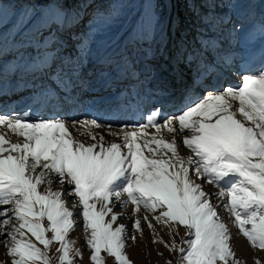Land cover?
Wrapping results in <instances>:
<instances>
[{"label": "snow or ice", "instance_id": "6c2138e0", "mask_svg": "<svg viewBox=\"0 0 264 264\" xmlns=\"http://www.w3.org/2000/svg\"><path fill=\"white\" fill-rule=\"evenodd\" d=\"M159 115L153 112L140 128H109L121 143L106 142L93 132L101 127L96 119L79 122L86 129H77L79 135L89 138L82 140L69 131L76 122L26 123L21 116L0 115V206H10L0 209V217L11 213L16 221L0 220V236L7 235L0 243L11 264H53L49 252L57 242L59 264H74L73 251L82 259L83 253L67 239L81 215L92 264H106L102 252L116 264H132L125 248L136 236L124 224L113 227L124 218L113 211L117 204L132 205L137 214L141 208L156 213L157 223L177 233L183 226L189 238L165 244L182 254V264H242L218 206L234 218L232 226L253 249L264 250V68L243 75L240 87L210 93L178 116L159 122ZM149 127L155 134L148 135ZM162 130L172 134L170 140ZM9 133L24 139L12 142ZM176 134L183 136L189 155L178 151ZM53 176L72 189L54 190ZM198 180L219 189L215 196L222 198L220 205L211 202ZM142 219L153 242L164 243L147 215L136 216V231L143 235ZM25 229L43 248L26 237ZM255 264L264 260L257 258Z\"/></svg>", "mask_w": 264, "mask_h": 264}, {"label": "rangeland", "instance_id": "374dc122", "mask_svg": "<svg viewBox=\"0 0 264 264\" xmlns=\"http://www.w3.org/2000/svg\"><path fill=\"white\" fill-rule=\"evenodd\" d=\"M48 1L54 2L56 4L62 3L63 5L67 6L70 12L69 15L67 17H63L57 10H54L52 7L48 10L47 8ZM78 1L79 0H16L17 4H19L22 7H20L15 12L14 10H12V8H10V4L8 2L0 3V28H1L0 29V64L4 66V64L8 63L7 65H9L10 69L18 68L19 64L22 65L23 68H28L29 67L28 65L35 64L36 66H40V68L42 67L45 72H49V76L52 77V79H54L55 81H57L56 76L62 75L61 71L69 72L72 74L80 71L79 67L81 65H83V67L85 68L83 74L86 73V70L91 71L93 65V68L98 66V69L100 68L103 69L105 67L104 70L107 71L106 72L104 71V75H107L110 72L112 73V75H115L116 71L115 70L112 71L113 65L114 67H118V68H121V66H123L122 69L119 71L125 72L126 69L130 68V64H128L127 61H130L133 64L136 63L137 59L140 57H150V56H154L157 59L158 57H156V53L158 52H156L155 46L158 45L161 42V40H164L165 46H167V48L161 51V55L159 57L164 59L168 57L169 55L168 53H170V55H172V56L169 55L171 59L173 58L178 59L173 54H176V52L178 53V51L182 53V50H184L186 52V54H183L185 60L187 61L190 59L189 57H191L193 61L190 62L191 63L190 66H186V62L184 60L183 65L185 66V70L187 71L186 73L196 76V73H193L194 72L193 67L198 61V59L200 58L199 63H204V65L209 66L207 64V60L208 61L211 60V62H213L215 58L212 59V57H215L216 54L213 53L212 54L213 56H211L210 55L211 53L209 51L208 59L204 58L203 54L201 55V53H199L198 50L197 52L193 51L194 49L196 50L198 46L197 43H201V41H203L202 44H206V43H210L211 41V42H215V44L219 46L224 45L222 46V48L225 49L224 41H226L227 44L228 38L240 36L239 32L235 33L236 27L238 28V29L236 28L238 31L239 28L242 31H246V30L249 31L250 28H252V23H251L252 21H250L249 19L240 20L242 24H240V22L235 24L230 20L232 17H235V15H237V13L232 11V7L235 4L234 3L235 0L234 1L233 0H162L159 14H161L162 18L165 19V26L160 31L158 30L156 32V36L154 38L149 39L145 32L146 29L144 28L141 20L142 19L141 16L143 14L142 7L141 8L135 7L133 8L132 12H125L123 10L121 13H117L114 12L113 10V5L111 2L112 0H83L86 4L81 12L82 14L79 15L78 13H74V11L77 12L78 10L76 6L78 4ZM35 2L38 3L37 4L38 6L35 7L36 9L33 10L30 9L33 7L32 5L35 4ZM242 2L243 5L245 6L242 7L243 12L245 14L247 9L249 8V10H251V13L252 12L253 14L257 13V15L258 16L260 15L261 19H263V15L260 12V10H263L264 8V0H242ZM174 12H176L175 15L176 17H178L176 18L175 26L172 25V21L174 20L172 14ZM221 20L223 21L221 22ZM228 20L231 21L230 22L231 24L229 25L225 24L222 28H219L220 22H221L220 25H222L223 22ZM149 27L151 28V25ZM132 30L133 31L135 30L134 32L135 34H133L134 40L132 41L131 39H129L130 41L129 44L125 46L127 48L126 51L127 53L121 54L120 51L123 45L120 44L122 41L125 40L126 36L129 35L128 33L132 32ZM175 30H178L177 33H175ZM257 32L258 31L255 27L254 34L255 35L258 34ZM173 43L175 45H172ZM171 45L173 46L174 49L173 54L170 52L172 50ZM236 45L237 44L233 43L231 46V50L233 49V54L237 50L235 49ZM126 48H123V51H125ZM167 50L168 52L165 53L164 51ZM229 50L230 48L225 49L226 54ZM231 50L230 52L232 53ZM216 51L218 52L219 49H217ZM237 51L239 52V50ZM74 53L79 55V57L83 56L84 54V58L82 59L78 58L76 57L77 56L76 55L75 56L76 59H75V57L72 56ZM204 54L207 53L204 52ZM65 55L72 58L71 59L65 58L64 57ZM60 56L62 57L60 61L57 62L59 59L58 57ZM73 57L75 59L74 61H73ZM107 57L111 59H106ZM7 59L13 61L14 63L8 62ZM171 59L168 60L170 61ZM242 59H244L243 56ZM48 60H54L58 64V66H52L51 68L50 67L51 64L50 65L48 64ZM107 60H111V61L105 62ZM123 60H126V65L124 64V62L122 63ZM143 60L146 59H141L139 60L138 63L134 65L135 69H132L131 71L133 76L140 75V70L142 69L141 68L142 65H139V63ZM216 60L217 59H215L214 62ZM3 61L6 62L3 63ZM15 62H17L18 64H16ZM172 62L174 63V65H172V63L168 61L166 62V65L164 64L165 67L164 71L166 74V71L170 69L169 75L166 74L167 76L170 77L168 79V83L171 81H175V83H177L179 79V75H175L174 73L178 71L177 67L179 66L176 64L174 60ZM72 63L76 65H72ZM10 65H13L14 67H10ZM24 65H26L27 67H24ZM237 65H239V63H237ZM57 67L62 70L61 71L56 70ZM40 68L34 69L37 70V72L35 73L33 72L32 74H30L33 79V80L30 79L31 87L33 81L35 82V80L39 78L38 76L40 74L39 72L43 70ZM6 69L7 68H5V70ZM195 69L197 68L195 67ZM181 71L184 70L181 68ZM9 72L6 74L10 75L11 73ZM24 74L26 75V73ZM43 74L45 75L44 72ZM4 75H5L4 72L0 70V77ZM11 78L12 79H10V81H13L12 83L16 84L17 78L15 77H11ZM145 78L148 77L145 76ZM210 78L211 75L207 78H204L205 80L203 79V82L207 81L208 83V81H210ZM188 79L191 78H185V80H182L181 83L188 81ZM41 80L42 78L40 79V81ZM201 83L202 82L199 81L195 83L194 86H191L192 92H198L199 87L202 86ZM22 85L21 87L25 88V86ZM27 87L29 86L27 85ZM26 88L24 91L20 92L23 94L21 95L22 97L18 98V101L21 100L22 102L23 99L29 100L30 98L29 96L32 94L31 92L32 90L31 88H27V89ZM34 89L36 90L45 89V93L42 95L40 94L37 96H33L29 100L31 104L37 103L38 100L36 99L41 98L45 96V94L47 95L49 93L48 92L49 90L44 82L42 84V87H37ZM85 90H86V84H85ZM176 92H177L176 95H173L168 99L169 101L174 100L173 101L174 105L178 104V102H180V99L182 98L181 93L178 94V90ZM188 94H190L188 97L189 99L190 96H192L193 94L190 92ZM100 96H101V92L99 93V97ZM98 98L95 99V101L99 104L100 98L99 99ZM183 101H185V99ZM27 108H29V106ZM52 179H53L54 190L72 189V186L67 185V183H65L64 187L60 186L57 183V178L55 176H53ZM198 182L201 184L203 189L204 187H206V184H208L206 180H198ZM44 187H45L44 185H41L40 190L43 191ZM65 199L72 200V197H66ZM220 202L219 205L221 204ZM6 208H0V209H6ZM124 209L125 208L119 206V208H116L113 211L122 212L125 211ZM128 209L129 212L126 217L128 216L129 217L124 218L125 220L119 219V221L117 222L124 224L126 226L129 235L136 236L135 242H132L131 240L127 241V245L125 248V251L129 259L132 261V264H166L167 261H171V264H182V260H181L182 254L178 250L175 252L170 251L168 247H165V244H171L172 240L175 239L176 243L179 245L182 239H188L189 237L186 235V229L183 226H179L177 233L176 229L166 227L160 223H157L154 219L156 213L148 212L147 210L141 208L140 213L137 214L134 213L132 205H129ZM217 212L221 215L222 219H224L227 223H229L230 231L236 233L237 237L236 239L235 238L232 239L231 245L234 251L236 252L237 257L242 261V264H246L245 262H247V259L250 258L248 254L249 251L247 253V250H249L250 248L252 251H264V250L253 249L250 246V243L247 241V239L243 237L241 234H239V230L234 226H232L231 221L234 218H231L228 212L222 206H218ZM137 215H139L141 218L144 215H147L149 219L152 220L157 235L163 239L164 243L153 242L154 236L152 230L148 228L147 222L143 221V219L141 220L143 235H141L139 232L136 231V229L133 227V222ZM5 218H11L13 224L16 223L15 217L12 216L11 213L10 216ZM3 219L0 218V220ZM75 220L77 226L74 228V230H72L69 233L67 239L72 240L74 242V250L75 249L80 250L83 253V258L81 259L80 257L76 256L75 251H73L72 255L74 257V264H92V261L90 259L92 255V251L86 245V236L82 227L84 223L82 215L79 217H75ZM47 223L48 222L45 219L44 221L45 226H47ZM10 228L11 225L9 226V229ZM25 233L27 238H31L33 242L37 243L38 247L43 248V245H40L38 241H35V237H32L31 233L27 232V229H25ZM46 235L48 237H51L52 233L48 232L46 233ZM6 239H7L6 234L4 236H0V241ZM236 242L237 244H235ZM183 246L187 248V245H183ZM248 246L249 248L247 249ZM58 247H59L58 242L53 243V245H51L49 256L52 258L53 264H59L58 258L60 256V253L57 251ZM6 253H7V249L5 244L0 243V262H3V264H11V258ZM101 255L105 256L106 264H116L114 257H107V254L103 252L101 253Z\"/></svg>", "mask_w": 264, "mask_h": 264}, {"label": "bare ground", "instance_id": "6f19581e", "mask_svg": "<svg viewBox=\"0 0 264 264\" xmlns=\"http://www.w3.org/2000/svg\"><path fill=\"white\" fill-rule=\"evenodd\" d=\"M234 3L235 4L232 7V11L237 13V15H235V17H232L230 20L232 22H234L235 24L240 22V20H242V19L243 20L249 19L250 21H252L251 22L252 28H250L249 31H247V30L242 31L240 28L238 31L237 30L238 28L236 27L237 29L235 28V33L239 32L240 36L228 38L227 44H226V41H224L225 42V49L230 48V50H231L232 44L233 43L237 44L235 46V49L239 50V52L237 50L235 51V49H234V51L237 52V53L234 52L235 55L233 54V49L231 50L232 53L229 50L226 54L225 49L222 48V46H224V45L219 46V45L215 44V42L210 41V43L202 44L203 41H201V43H197L198 46H197L196 50L194 49L193 51L197 52V50H198V52L201 53V55L203 54V57L207 58V59H208V52L209 51L211 53L210 54L211 56H213L212 55L213 53L214 54L216 53L215 57H212V59L215 58L217 60L215 62H214L215 59L213 60V62H211V60L210 61L207 60V64L209 66H206V65H204V63H199L200 62L199 61L200 58H199L198 61L196 62V64L194 65V67L192 66L194 69L193 73H196V76L191 75L189 73H186L187 71L185 70V66L183 65V62L185 60V57L183 56V54H186V52L184 50H182V53H180L178 51V53L176 52V54H173L174 49H173L172 45H175L174 43L171 45L172 50L170 52L178 59H175V58L171 59L169 57L170 53H168L169 54L168 57H166L164 59L159 57L161 55V51H163L165 48H167V46H165L164 40H161V42L155 46L156 52H158V53L155 52L156 57H158L157 59L154 56L140 57L137 59L136 63H138L139 60H141V59H146V60L141 61L139 63V65H143L144 63L146 64L148 62H152L153 68H151V67H149V68H150V70H152L151 73H153V77H151L149 81H154L155 76L160 75L159 71L164 70L163 67H164V64L166 65L167 61L171 62L172 65H174V63L172 62L174 60L176 62V64L179 66V67H177L178 71L176 72L177 75H179V79H178L177 83H175V81H171L168 83L167 81H165L166 79H168V77L166 78V76H164L163 79H162V77L157 78V81H159V82L154 87H158V89H160L158 92L163 90L162 91V95H163L162 99L159 98L160 96L156 95L157 93H155V92L151 93L152 90H151V88H149V85L144 84L142 82V80L140 81V79H141L140 77L133 76L131 71H132V69H135L134 65L136 63L132 64L130 61H127V63L130 64V68H129L130 70L126 69L125 72L119 71L122 69L123 66H121V68H118V67H114V65H113L112 71L113 70L116 71L115 75H112L111 72L107 75H104L105 67L103 69H101V68L98 69V66L93 68V65H92L91 71L86 70V73H84V74H83V72L85 71L84 70L85 68L83 67V65H81L79 67L80 71L72 73V74L69 72H63V71H61L62 69H59L57 67L56 70H59L62 72V75H61L62 77L56 76L57 81H55L54 79H52V77L49 76V72H45L42 67L40 68V66H36L35 64L28 65L29 66L28 68H23V66L19 64L18 68L10 69L9 65H7L8 64L7 63V64H4V66L0 64V70L2 72H4V74H5L4 76L0 77V82L2 83V84L0 83L1 84L0 85V101H3L0 103V115L21 116V117H23V120L26 123H31V122L39 121V120H52V119H63L64 121L69 122V123L70 122H76L75 127L70 128L69 131H71L74 136H78L82 140H87L89 138L87 136H80L79 135V132L77 131V129H79L81 132L86 131V129L81 128L79 122L84 121L86 119H89V120L90 119H96L97 122L99 124H101V127L100 128H93L92 129L93 132H95L98 136H101V135L104 136L106 142L121 143L122 142L121 137L112 136L109 133V128H111V130L115 131V132H119L121 129H131L133 127L140 128L147 123V118L153 112H155L157 110L160 113L158 120H159V122H163L164 120H166L168 118L182 114L189 107L194 106L196 103H198L202 99L206 98L207 95L210 93L216 94V93L221 92V91H223L229 87L238 88L242 85V76L243 75L255 73V72L259 71L261 68H264V8H263V10H260V12L263 15V19H261V16L260 15L258 16L257 13H254V14H253V12L251 13V10H249V8L247 9L246 14H245L243 12V8H242V7H245L243 5L242 0H235ZM174 10H175V8H174ZM260 12H259V14H260ZM175 13L176 12H174L172 14V17L174 19L172 21L173 26H175L176 18H178V17H176ZM242 13H244V14H242ZM178 14H179V12H178ZM39 19H42V18H39ZM222 21L223 20H221V22ZM231 21H229V20L225 21L222 23V25H220V23H221L220 22L219 28H222L225 24H227V25L231 24L230 23ZM169 23H170V21H169ZM240 24H242V23L240 22ZM255 27L258 31L257 32L258 34H256V35L254 34ZM178 30H175V33H177ZM134 32H135V30L134 31L132 30V32L128 33L129 35H127L125 40L121 42L120 45H123L122 49L120 51L121 54L127 53L126 52L127 48L125 46H127V44H129V42H130L129 39H131L132 41L134 40V38H133V34H135ZM260 41H261V43H260ZM206 42H208V41H206ZM123 48H126L125 51H123ZM217 49H219L218 52L216 51ZM164 52L167 53L168 50L164 51ZM204 52H206L207 54H204ZM196 54H198V53H196ZM76 55L77 54L74 53L72 56L75 57ZM170 56H172V55H170ZM242 56L244 57V59H242ZM61 57L62 56L58 57L59 59L57 62L60 61ZM64 57L69 58V59L72 58V57H69L66 55ZM74 57H73V61L76 59V57L82 59V58H84V54L81 57H79V55H77L75 57V59H74ZM189 58H190L189 60H187V61L185 60L186 66H190L191 65L190 62H193L192 58L191 57H189ZM85 59H86V56H85ZM106 59H111V58L107 57ZM168 59H171V60L169 61ZM7 60H8V62H13V61H10L9 59H7ZM126 60L122 61V63L124 62L125 65H126ZM39 61H41V60H39ZM110 61L111 60H107L105 62H110ZM5 62L6 61H3V63H5ZM19 62H21V61H19ZM43 62H46V61H43ZM15 63L18 64L17 62H15ZM237 63H239V65H237ZM48 64L49 65L51 64L50 65L51 68H52V66H58V64L54 60H48ZM72 65H76V64L72 63ZM10 67H14V66L10 65ZM24 67H27V66L24 65ZM195 67L197 69H195ZM5 68H7V69L5 70ZM36 68H38V69L40 68L43 70L41 72H39L40 73L38 75L39 78L37 77L38 79L36 78L37 80H35V82L33 81V84L31 87L30 83H31V80H33V79H32V76L30 74H32L33 72L34 73L37 72V70H34ZM181 68L184 71H181ZM186 69H187V67H186ZM188 69H189V67H188ZM127 70H128V72H127ZM9 71H11V72H9ZM99 71L102 74L100 78H102L103 80L106 79V80H108V82L101 81V82L97 83V85H95V86H93V85L96 83L91 84V85L87 86V88L85 90L84 89L85 77H86V79H88L92 74H96ZM8 72L11 74L10 75L6 74ZM23 72L26 73V75ZM43 72L45 73V75L43 74ZM11 75H13V76H11ZM189 75H190V77H189ZM210 75H211L210 81H208V83H207V81L203 82V79L205 77L206 78L209 77ZM10 76L17 78L16 85H14L12 83L13 81H10V79H12ZM41 78L43 81L42 80L40 81ZM185 78H191V79H188V81L181 83V81L185 80ZM3 79H4V81H3ZM23 80H24V82H23ZM116 80H117V82H116ZM199 81L202 82L201 83L202 86L199 87V90H198L199 93L198 92H192L191 86H194V84L199 82ZM43 82L45 83L46 87L48 88L49 93L47 95L45 94V96H43L41 98L36 99V100H38L37 103L31 104V102H29V100L33 96H37L40 94L42 95L45 93V89L44 90L34 89L37 87H42ZM103 83H110L113 85L116 83L114 85L113 89L117 88L118 84H119L121 87L120 89H122L121 92L123 94L121 99L120 100H114V101L109 99L111 96L117 95V90L116 91L115 90L109 91V92H106L105 94L102 95V92L100 91L101 89L99 88L100 87L99 84H103ZM129 83L133 84V86L130 87L128 85ZM164 83H166V84H164ZM22 84H24V85H22ZM21 85L25 86V88L28 85L29 87H27V88H31V90H32L31 92L34 93L33 95L29 96L30 98L28 97L29 100L23 99L22 102H21V100L18 101V98L22 97L21 95L23 94L20 92L25 90V88L21 87ZM173 85H175V86L173 88H171ZM177 85H179V86H177ZM108 86H109V88H112V85H108ZM175 89H178V94L181 93V95H182L180 102H178V104L174 105L173 104L174 100L164 101L165 99H168L170 94L172 92H174ZM100 92H101L100 97H103L104 95H105V97L103 98V101L98 104L95 101V99H97L99 97ZM189 92L192 93L193 95L190 96V98L188 99V97L190 95V94H188ZM148 95H149V97H148ZM118 98H119V96H118ZM184 99H185V101H183ZM156 101H158V102H156ZM28 106L31 109L27 108ZM24 113H28V115L24 116ZM44 113H45V115H44ZM155 131H156L155 128L149 127L147 129V133L149 136L152 134H155ZM161 134L165 137V139H167V140L171 139L172 134L167 133L166 130H162ZM9 135L11 136L12 142H18V141L22 142L24 139L23 137H19L15 133H9ZM176 140H177L178 151L181 153V155H184V156L189 155L190 150L187 149V147L183 145V136L180 134H176ZM145 154H147V152ZM64 186H65V184L63 185V187ZM204 191L210 194L212 203L219 205V202L221 201L222 198H216L215 193L218 192L219 189L215 185L206 184V187H204ZM6 207H9V206H6V205L0 206V208H6ZM116 208H119V204H117L116 207L113 208V210ZM124 210L125 211H122V212L118 211V212L123 213L124 218H128L129 216L128 217H126V216L128 215L129 209L125 208ZM9 216H10V213H9ZM130 217H132V216H130ZM0 218L3 219L5 217H0ZM124 218H119V219L125 220ZM119 219L117 221H119ZM119 224H121V223L116 222V224H114L113 227H117ZM232 235H233V238L236 239V237H237L236 233L232 232ZM235 244H237V242ZM248 248H249V246L247 247V249ZM248 251H249V253H248ZM247 253L249 254L250 258L247 259V262H245L246 264H255L254 260H256L257 258L264 260V251H252L250 248L249 250H247Z\"/></svg>", "mask_w": 264, "mask_h": 264}, {"label": "trees", "instance_id": "16d2710c", "mask_svg": "<svg viewBox=\"0 0 264 264\" xmlns=\"http://www.w3.org/2000/svg\"><path fill=\"white\" fill-rule=\"evenodd\" d=\"M162 0H112L113 10L114 12L121 13L123 10L125 12H132L133 8H141L144 4V11L142 14V23L144 28L146 29L145 32L149 39H152L156 36V32L164 28L165 26V19L162 18V15L159 14L160 6H161ZM8 2L10 4V8L12 10L17 11L20 7L19 4H17L16 0H0V3H6ZM38 3L35 2L33 4L32 8L30 9H36ZM85 2L83 0H79L77 6V12L74 11V13H78L81 15L83 8L85 7ZM53 8L54 10H57L61 16L67 17L69 15L68 7L63 5L62 3H54L51 1H48L47 8L48 10L50 8ZM53 13V12H51ZM50 13V15H51ZM135 13V12H133ZM4 24V23H3ZM151 25V28L149 27Z\"/></svg>", "mask_w": 264, "mask_h": 264}]
</instances>
